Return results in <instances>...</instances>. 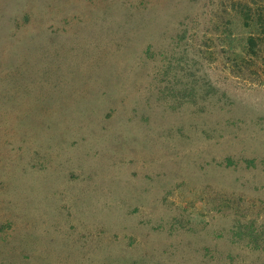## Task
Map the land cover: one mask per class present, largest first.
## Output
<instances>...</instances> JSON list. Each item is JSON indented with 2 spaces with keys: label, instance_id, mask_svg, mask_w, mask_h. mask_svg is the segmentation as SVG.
Here are the masks:
<instances>
[{
  "label": "rangeland",
  "instance_id": "1",
  "mask_svg": "<svg viewBox=\"0 0 264 264\" xmlns=\"http://www.w3.org/2000/svg\"><path fill=\"white\" fill-rule=\"evenodd\" d=\"M0 264H264V0H0Z\"/></svg>",
  "mask_w": 264,
  "mask_h": 264
},
{
  "label": "trees",
  "instance_id": "2",
  "mask_svg": "<svg viewBox=\"0 0 264 264\" xmlns=\"http://www.w3.org/2000/svg\"><path fill=\"white\" fill-rule=\"evenodd\" d=\"M257 25H256V28H258L259 29V27H261V25L260 24H258V23H256ZM256 30L257 32H256V35L254 34V35H250L247 39H246V42H245V44H246V47H247V53H253L254 52V49H255V45H256V40H258V39H260V36H258V35H260V31L259 30Z\"/></svg>",
  "mask_w": 264,
  "mask_h": 264
}]
</instances>
